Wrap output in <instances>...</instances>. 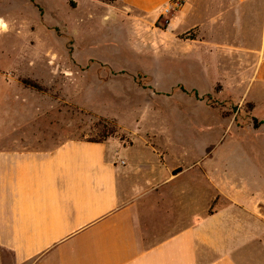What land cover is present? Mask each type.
<instances>
[{
    "label": "crops",
    "instance_id": "0c3cea01",
    "mask_svg": "<svg viewBox=\"0 0 264 264\" xmlns=\"http://www.w3.org/2000/svg\"><path fill=\"white\" fill-rule=\"evenodd\" d=\"M170 1L107 5L167 36L168 48L156 51L167 48L170 59L212 54L235 88L264 89V0H179L155 28ZM190 30L194 39L179 38ZM5 115L0 264H264V194L250 157L220 144L176 145L167 123L154 133L138 119L132 131L122 129L128 144L64 140L42 147L40 131L27 122L29 129L20 128L15 112Z\"/></svg>",
    "mask_w": 264,
    "mask_h": 264
},
{
    "label": "rangeland",
    "instance_id": "374dc122",
    "mask_svg": "<svg viewBox=\"0 0 264 264\" xmlns=\"http://www.w3.org/2000/svg\"><path fill=\"white\" fill-rule=\"evenodd\" d=\"M107 3L0 0L1 128L9 123L6 112H15L19 127L30 123L40 131V146L49 147L99 138L128 144L122 129L132 131L136 119L154 133L167 123L176 145L196 150L220 144L250 157L257 192L264 194V89L235 88L212 54L173 53L177 59H170L167 36L157 37L141 20L115 16ZM170 13L154 27L163 28ZM158 45L167 48L158 52ZM160 143H167L165 136Z\"/></svg>",
    "mask_w": 264,
    "mask_h": 264
},
{
    "label": "trees",
    "instance_id": "16d2710c",
    "mask_svg": "<svg viewBox=\"0 0 264 264\" xmlns=\"http://www.w3.org/2000/svg\"><path fill=\"white\" fill-rule=\"evenodd\" d=\"M105 1H107V2H113L114 0H105ZM70 4H72V3H70ZM72 6H73V5H72ZM194 37H195V35H194V34H191V31H188V32H186V33H183V34L179 35V38H180V39H194ZM22 82H23L25 85H28V86H30V87H32V88H34V89H39V90H41V87H39V86H38L37 84H35V83H32V82L27 81V80H23ZM191 93H193V95L197 97V93H196V91L192 90ZM205 96L208 97V95H205ZM260 124H262V123H260ZM255 126H256V125H255ZM256 127H257V126H256ZM102 136H104V133H103ZM86 141H89V142H103V139H101V138H99V139H89V140H86Z\"/></svg>",
    "mask_w": 264,
    "mask_h": 264
},
{
    "label": "built area",
    "instance_id": "2783aa9c",
    "mask_svg": "<svg viewBox=\"0 0 264 264\" xmlns=\"http://www.w3.org/2000/svg\"><path fill=\"white\" fill-rule=\"evenodd\" d=\"M181 6V2L179 0H172L170 1V3H168L164 8H163V11H162V14L161 15H166L168 13H170L171 11L176 10V9H179Z\"/></svg>",
    "mask_w": 264,
    "mask_h": 264
}]
</instances>
